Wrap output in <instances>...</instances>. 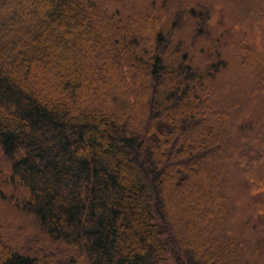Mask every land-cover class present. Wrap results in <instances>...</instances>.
Returning <instances> with one entry per match:
<instances>
[{
	"label": "trees",
	"instance_id": "1",
	"mask_svg": "<svg viewBox=\"0 0 264 264\" xmlns=\"http://www.w3.org/2000/svg\"><path fill=\"white\" fill-rule=\"evenodd\" d=\"M130 1L0 0V264H264V10Z\"/></svg>",
	"mask_w": 264,
	"mask_h": 264
},
{
	"label": "rangeland",
	"instance_id": "2",
	"mask_svg": "<svg viewBox=\"0 0 264 264\" xmlns=\"http://www.w3.org/2000/svg\"><path fill=\"white\" fill-rule=\"evenodd\" d=\"M152 0H131L129 3H137V4H150ZM202 2H207L213 6L217 7V12H223L222 19L220 20V17L216 18V21L219 23V25L224 26V28L220 29V32L223 30H226L225 33L228 31L233 32L234 37L237 40H241L242 36L244 34H248L251 29H253L254 22L257 21V16L251 13L252 10H254L256 7L259 6V15L262 16V10H264V2L263 0H198ZM262 9V10H261ZM260 10L262 12H260ZM261 26H258L260 28ZM216 32V31H215ZM253 36V35H251ZM259 43L258 41L254 40L252 44ZM231 48V47H230ZM237 45L233 46L230 50V55L233 56L237 54ZM229 68L228 72L221 77L220 83L218 85V90L222 93L221 99L233 101L237 99L242 92L245 93L244 96L246 97L247 101L251 96V90L256 89V84L253 79L252 85L247 86L245 85V78H241L243 76V69L241 65H239V62L241 60H238L236 57H229ZM244 75H248V72L245 71ZM254 83V84H253ZM229 85V87H227ZM226 86V88H225ZM237 86V88H235ZM257 105L264 108V96H260L256 100ZM251 101L248 105H252ZM181 207L177 208L176 211L180 210ZM11 209L4 206L0 202V229L5 228L7 229L8 224H14V227L16 229L11 230L10 237H6L5 234H3L0 230V235H2L0 238H2L4 241H6L8 244L12 245V247L20 246L22 243H24V239H20L19 236V230H25L28 228V225L23 222V219H20L19 216L12 212L13 215L16 217L10 218ZM9 216L8 220H5ZM7 231V230H6ZM12 243V244H11Z\"/></svg>",
	"mask_w": 264,
	"mask_h": 264
}]
</instances>
